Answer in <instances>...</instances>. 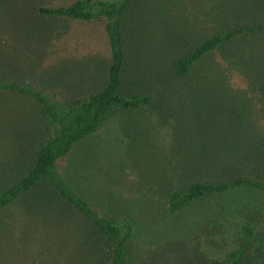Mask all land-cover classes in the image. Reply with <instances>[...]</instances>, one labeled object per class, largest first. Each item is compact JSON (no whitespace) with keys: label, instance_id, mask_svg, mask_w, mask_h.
I'll return each mask as SVG.
<instances>
[{"label":"rangeland","instance_id":"374dc122","mask_svg":"<svg viewBox=\"0 0 264 264\" xmlns=\"http://www.w3.org/2000/svg\"><path fill=\"white\" fill-rule=\"evenodd\" d=\"M74 1L0 0L1 85L43 93L57 108L103 90L112 64L105 26L39 15L41 7ZM259 3L136 0L126 12L125 91L151 97L152 104L110 117L59 166L100 212L109 207L111 215L124 217L128 211L136 220L129 264H211L240 245L241 230L208 218V205L176 218L165 216L162 190L199 179L222 180L220 169H208L216 158L248 169L247 149H264V100L243 91L234 74L226 77L227 85H164L168 69L162 59L180 57L203 38L257 20ZM41 108L29 96L0 91V194L31 170L37 152L52 137ZM238 136L253 137L243 141ZM254 152L251 159L259 155ZM198 168L204 172L201 178ZM243 222L239 218L238 224ZM93 230L45 183L0 211V264H100ZM255 261L264 264V259Z\"/></svg>","mask_w":264,"mask_h":264},{"label":"trees","instance_id":"16d2710c","mask_svg":"<svg viewBox=\"0 0 264 264\" xmlns=\"http://www.w3.org/2000/svg\"><path fill=\"white\" fill-rule=\"evenodd\" d=\"M135 1L75 0L70 5L41 7L39 10L40 17L47 20L100 23L105 26L112 64L108 81L98 94L85 101L74 100L57 108L43 93L0 84L1 92L26 95L39 103L52 130V137L37 152L31 170L0 194V211L13 205L24 194L49 183L60 198L72 205L93 226L91 238L95 241L100 264H129L137 222L127 215L128 211L124 217L111 215L109 207L105 212H100L94 203L70 185L59 165L67 161L78 144L95 136L110 117L152 104L151 97L136 96L125 91L129 56L123 44L122 23L128 8ZM256 8L260 10L257 20L203 38L180 57L162 59V67L168 69L165 76L162 75V83L173 88L181 83L201 89L204 85H227L229 81L226 77L234 74L243 82L242 86L246 89L243 91L264 97V0H260ZM261 98L259 100H264ZM238 137L251 141L253 136ZM261 138L264 141V134ZM258 148L256 152L247 149L245 158L251 162L250 165L245 164L251 168L240 169L233 163L225 164L216 158L213 162L209 161L208 169H220L222 180L209 182L199 179L190 184H180L171 191L162 190L160 206H163L165 216L176 218L189 208L208 205L206 209L211 215L208 218L212 217L217 222L224 220L241 230L240 245L225 258L214 259L211 264H256V259H264V149ZM173 149H178V146L173 145ZM253 152L259 155L251 159ZM197 175L200 178L204 175L201 168H198ZM239 218H243L244 222L238 224ZM211 223L208 221V225Z\"/></svg>","mask_w":264,"mask_h":264}]
</instances>
